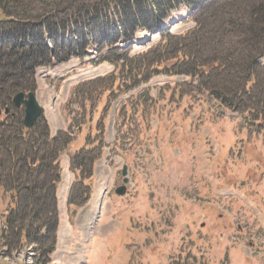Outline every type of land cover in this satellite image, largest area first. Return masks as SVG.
<instances>
[{"label": "rangeland", "instance_id": "obj_1", "mask_svg": "<svg viewBox=\"0 0 264 264\" xmlns=\"http://www.w3.org/2000/svg\"><path fill=\"white\" fill-rule=\"evenodd\" d=\"M178 12L185 14L179 21ZM178 12L172 25L170 18L163 23L172 33L194 25L184 7ZM138 38L128 56L146 51L160 35L140 32ZM81 63L72 58L39 68L37 79L56 93L69 91L61 107L67 126L56 134L73 135L61 156L96 147L102 136L100 206L88 226L70 219L63 244L57 247L56 237L45 264H264V114L226 106L185 74L153 75L117 98L92 83L114 64ZM123 166L128 184L117 195ZM7 202L6 195L0 264H38L30 246L3 244Z\"/></svg>", "mask_w": 264, "mask_h": 264}, {"label": "trees", "instance_id": "obj_2", "mask_svg": "<svg viewBox=\"0 0 264 264\" xmlns=\"http://www.w3.org/2000/svg\"><path fill=\"white\" fill-rule=\"evenodd\" d=\"M183 7L191 28L162 27ZM0 10V108L8 109L0 116V201L8 197L1 240L10 249L30 245L38 264L56 247L60 156L73 135H51L43 113L27 128L23 106L13 105L15 94L36 91L38 68L108 61L114 71L93 88L117 98L153 75L185 74L226 106L264 114V0H0ZM140 32L160 40L128 56ZM101 138L70 155L79 172L68 198L75 208L90 197Z\"/></svg>", "mask_w": 264, "mask_h": 264}, {"label": "crops", "instance_id": "obj_3", "mask_svg": "<svg viewBox=\"0 0 264 264\" xmlns=\"http://www.w3.org/2000/svg\"><path fill=\"white\" fill-rule=\"evenodd\" d=\"M69 89V88H68ZM68 90L64 89L59 92L54 91V86L51 84H46L45 82H40L37 79V90H36V98L44 110V115L47 119L50 133L51 135H55L57 130L61 128H66L68 122V116L62 110V102L67 100ZM49 99L53 100L54 104L49 102ZM52 105V106H51ZM71 151H67L65 153V157L63 155L60 159L61 165V180L57 186V208L59 212V225L57 229V247H60L61 243L63 244L65 233L69 228L72 227V223L83 222L88 226L89 222L92 221L94 216L95 205L94 201L101 197V189L100 184L101 180H103L104 172L102 170V166L98 164V160L94 163L93 166V178H92V189H91V197L88 199L86 204L79 208H75L72 204H68V198L71 191V186L79 172L77 170H72L70 168V158L69 154ZM73 152H71L72 154ZM94 197V198H93ZM96 198V199H95ZM100 200V199H99ZM72 208V209H71ZM76 209L74 215L69 216V211ZM90 217V218H89ZM73 221L71 223V220ZM83 227H86V226ZM61 231V233H60Z\"/></svg>", "mask_w": 264, "mask_h": 264}, {"label": "water", "instance_id": "obj_4", "mask_svg": "<svg viewBox=\"0 0 264 264\" xmlns=\"http://www.w3.org/2000/svg\"><path fill=\"white\" fill-rule=\"evenodd\" d=\"M12 103L15 107L23 106L24 108L23 124L27 128H31L36 123L37 119L43 112V109L36 98L35 92H29L26 95L21 92L17 93L12 97ZM7 112L8 109L3 110L2 108H0V115L2 113H7ZM121 175L123 176L122 185L116 187L114 190L117 195H124L126 192V188H127L126 186L128 184L126 166L122 167Z\"/></svg>", "mask_w": 264, "mask_h": 264}, {"label": "bare ground", "instance_id": "obj_5", "mask_svg": "<svg viewBox=\"0 0 264 264\" xmlns=\"http://www.w3.org/2000/svg\"><path fill=\"white\" fill-rule=\"evenodd\" d=\"M183 16H185V14L184 13H180V12H178L177 13V16H176V19L177 18H180V17H183ZM172 20H174V19H172V18H170L169 19V21H172ZM94 198V197H93ZM96 199V198H95ZM100 198H98L97 197V199L95 200V202H94V205H95V209H98V206H99V203H100V200H99ZM90 218V217H89Z\"/></svg>", "mask_w": 264, "mask_h": 264}]
</instances>
